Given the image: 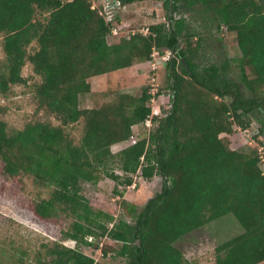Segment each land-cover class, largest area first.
<instances>
[{
  "label": "trees",
  "instance_id": "obj_1",
  "mask_svg": "<svg viewBox=\"0 0 264 264\" xmlns=\"http://www.w3.org/2000/svg\"><path fill=\"white\" fill-rule=\"evenodd\" d=\"M115 1L121 6L108 19L92 0H0V93L7 96L13 86L27 83L23 70L30 65L40 78L34 83L38 109L58 121L11 129L0 119L3 174L27 175L45 188L33 212L41 220L66 223L62 239L42 243L31 262L14 261L0 245V264H115L96 260L81 245L100 250L103 258L110 252L124 258L120 264H196L176 242L227 214L243 231L215 247L216 264L261 263L264 170L258 149H233L221 135L247 129L255 119V140L264 145V0H163L169 22L109 42L121 7L137 0ZM179 1L193 12L200 6L210 36L188 18L175 19ZM223 27L236 33L241 57L219 52L204 60L209 39ZM155 49L171 52L165 65L171 108L165 117H154L159 123L153 132L113 152L151 115L149 87L139 95L116 92L99 106L82 107L81 99L93 93L91 78L149 61ZM233 64L249 97L231 79ZM77 124L83 126L79 138L70 130ZM137 174L147 180L161 175L162 191L143 207L122 198L120 217L96 209L83 193L85 183L104 176L130 186Z\"/></svg>",
  "mask_w": 264,
  "mask_h": 264
},
{
  "label": "rangeland",
  "instance_id": "obj_2",
  "mask_svg": "<svg viewBox=\"0 0 264 264\" xmlns=\"http://www.w3.org/2000/svg\"><path fill=\"white\" fill-rule=\"evenodd\" d=\"M92 1L94 6L104 10L105 14L106 9L121 6L120 1L115 0ZM178 5L179 8L173 15L175 19L188 18L203 34L210 36V30L207 28L210 25L208 16L198 10L199 5L195 7L194 12L183 1H179ZM167 14L168 9L163 0H137L126 4L121 7L119 12L121 21L114 24L118 33L115 34L112 31L109 42L117 41L121 34L145 31L153 23L169 22ZM3 37L0 34V62L4 58ZM217 38H222V43H219ZM208 43L210 47L207 50L208 55L203 58L204 60L214 59L219 52L232 59L242 55L236 33L228 31L226 27L215 31L214 39L210 38ZM161 56L166 57L164 62ZM170 57L171 52L168 51L160 53V56L152 57L151 60L156 63L155 69L149 60L145 64L137 63L126 69L91 78L93 93L81 99V106H99L110 100L116 92L139 95L145 86L149 87L150 91L157 87L159 89L157 96H159L153 103V107L160 108L161 114L159 116L166 115L172 104V89L170 87L172 79L165 67V62ZM23 75L28 78L27 83L13 86L7 96L0 93V119L6 120L11 129L22 128L27 122L36 120L58 123L53 116L38 109L34 97V83L40 80L39 76L33 73L30 65L24 67ZM231 79L240 84L245 97L251 95L247 87L241 82L239 68L236 64H233ZM230 98L228 97V99ZM158 123L159 119L154 121L150 127L145 123L135 125L133 126V134L138 139L144 135H149ZM258 128L259 124L254 119L247 129L237 127L233 134L223 133L221 136L230 143L233 149L249 152L260 145L255 140V135L259 132ZM82 129V124H77L70 130L79 138L82 135ZM261 139L264 141V136ZM128 143L129 141L115 144L112 146V151L118 152ZM260 164L264 170V162ZM2 167L3 163L0 161V245L5 248L7 255L14 261L22 258L31 262L34 250L38 249L42 243L62 239V230L66 223L45 221L38 218L33 212L32 206L36 198L47 195V190L36 186L27 175L8 176L3 174ZM134 180L133 185L124 186L118 185L115 180L104 176L98 183H85L83 193L96 209H102L120 217L122 198L134 201L138 206L143 207L151 197L162 191L164 185L163 177L159 174L150 180L137 174L134 176ZM120 191L122 195L117 193ZM242 231L243 228L239 221L232 214H227L185 235L176 242V245L182 249L187 258L196 264H216L215 247ZM102 241L108 242L111 244L110 246H115L111 240L103 239ZM63 243L70 247L77 246L73 240H64ZM80 249L99 261L114 262L115 264L125 261L122 257L113 258L111 252L108 257L103 258L101 251L93 246L81 245ZM22 251L26 253L22 254ZM260 264H264V262Z\"/></svg>",
  "mask_w": 264,
  "mask_h": 264
},
{
  "label": "built area",
  "instance_id": "obj_3",
  "mask_svg": "<svg viewBox=\"0 0 264 264\" xmlns=\"http://www.w3.org/2000/svg\"><path fill=\"white\" fill-rule=\"evenodd\" d=\"M112 8L113 7H110L108 9H106V14H107V18L108 19L112 18V10H111ZM112 31L115 34L118 33L117 29H115V28ZM141 32L147 33L148 32V27H147V29H145V31H141ZM168 52H170V51H168ZM156 55L160 56V52L155 49L153 54H152V57L154 58V57H156ZM161 58L163 59V62L166 59L165 56H161ZM150 62H152V66L155 69L156 68V63L153 62L152 60ZM158 91H159V89L157 87L152 88V91H150V93L152 94V98H151L152 113L144 122L148 127H150L152 125V123L154 122V117L155 116H159L161 114V110H160L159 107H158V109L153 107V103L156 102L157 97H158V96L156 97V94L158 93ZM166 115L160 116V117H165ZM128 141H129L128 145L129 144H135L138 141V138L133 134ZM257 149H258V154H259L261 162H264V145H262V144L258 145Z\"/></svg>",
  "mask_w": 264,
  "mask_h": 264
},
{
  "label": "crops",
  "instance_id": "obj_4",
  "mask_svg": "<svg viewBox=\"0 0 264 264\" xmlns=\"http://www.w3.org/2000/svg\"><path fill=\"white\" fill-rule=\"evenodd\" d=\"M139 64H145V62H142V63H139ZM139 64H138V65H139ZM125 69H126V68H125ZM121 70H122V69H121ZM100 76H101V75H100ZM96 77H98V76H96ZM93 78H95V77H93ZM262 262H264V261H262ZM262 262H261V263H262ZM259 264H260V263H259Z\"/></svg>",
  "mask_w": 264,
  "mask_h": 264
},
{
  "label": "water",
  "instance_id": "obj_5",
  "mask_svg": "<svg viewBox=\"0 0 264 264\" xmlns=\"http://www.w3.org/2000/svg\"><path fill=\"white\" fill-rule=\"evenodd\" d=\"M165 65H166V62H165Z\"/></svg>",
  "mask_w": 264,
  "mask_h": 264
}]
</instances>
